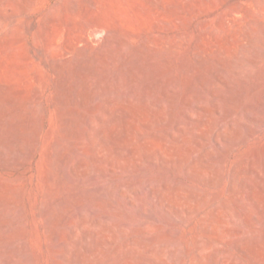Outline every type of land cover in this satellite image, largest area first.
<instances>
[{
  "label": "rangeland",
  "instance_id": "obj_1",
  "mask_svg": "<svg viewBox=\"0 0 264 264\" xmlns=\"http://www.w3.org/2000/svg\"><path fill=\"white\" fill-rule=\"evenodd\" d=\"M263 50L264 0H0V264H264Z\"/></svg>",
  "mask_w": 264,
  "mask_h": 264
},
{
  "label": "bare ground",
  "instance_id": "obj_2",
  "mask_svg": "<svg viewBox=\"0 0 264 264\" xmlns=\"http://www.w3.org/2000/svg\"><path fill=\"white\" fill-rule=\"evenodd\" d=\"M253 22H254V21H253ZM254 23H255V22H254ZM261 33H262V32H261ZM239 36H240V34H239ZM244 42H245V41H244ZM245 43H246V42H245ZM258 46H259V45H258ZM241 47H242V46H241ZM242 48H243V47H242ZM246 48H247V47H246ZM245 50H246V49H245ZM261 50H262V49H261ZM247 51H248V50H247ZM247 51H246V52H247ZM255 52H256V51H255ZM263 52H264V50H263ZM238 53H239V52H238ZM242 53H243V52H242ZM244 54H245V53H244ZM242 55H243V54H242ZM256 55H257V54H256ZM259 55H260V54H259ZM236 60H237V59H236ZM242 61H243V60H242ZM251 61H252V60H251ZM240 63H241V62H240ZM251 63H252V62H251ZM257 63H258V62H257ZM243 65H244V64H243ZM254 65H255V64H254ZM238 66H239V65H238ZM244 66H245V65H244ZM242 80H243V79H242ZM261 96H262V95H261ZM255 99H256V98H255ZM225 215H226V214H225ZM227 215H229V214H227ZM223 217H224V216H223ZM227 217H228V216H227ZM229 217H230V216H229ZM225 218H226V216H225ZM222 220H223V219L221 218L220 223H221ZM225 221H226V219H225ZM225 221H223V222H225ZM228 221L230 222V219H229ZM229 222H228V223H229ZM226 224H227V223H226ZM214 225H215V224H214ZM219 226H220V225H219ZM215 227H216V226H215ZM215 227H214V228H215ZM219 228H220V227H219ZM217 229H218V228H217ZM217 229H215V230H217ZM227 229H229V228H227ZM227 232H228V231H227ZM227 232H226V233L224 232V233L227 235L228 233L230 234V232H232V231L230 230L228 233H227ZM237 232H238V231H237ZM233 233H234V232H233ZM235 233H236V232H235Z\"/></svg>",
  "mask_w": 264,
  "mask_h": 264
}]
</instances>
